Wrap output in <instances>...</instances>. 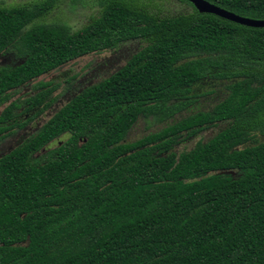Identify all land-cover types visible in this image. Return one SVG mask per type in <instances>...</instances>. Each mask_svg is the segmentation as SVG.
<instances>
[{
	"label": "trees",
	"instance_id": "1",
	"mask_svg": "<svg viewBox=\"0 0 264 264\" xmlns=\"http://www.w3.org/2000/svg\"><path fill=\"white\" fill-rule=\"evenodd\" d=\"M182 1L192 9L160 15L105 0L78 29L45 20L56 0L0 6V56L18 60L0 65V138L18 107L32 118L54 101L51 82L22 101L14 87L139 43L0 156V264H264V27ZM207 1L264 19V0ZM201 79L222 81V99L125 140L139 116L163 122L193 106Z\"/></svg>",
	"mask_w": 264,
	"mask_h": 264
},
{
	"label": "rangeland",
	"instance_id": "2",
	"mask_svg": "<svg viewBox=\"0 0 264 264\" xmlns=\"http://www.w3.org/2000/svg\"><path fill=\"white\" fill-rule=\"evenodd\" d=\"M31 0H0V6L10 7L12 5L28 2ZM139 5L145 6L151 11L160 15H171L179 12L190 11L192 7L182 0H136ZM105 0H56L54 8L45 16L46 21H60L67 24L71 29H78L86 24L92 17L99 15L102 5ZM139 43L135 40L122 43L113 50H107L100 53H90L78 57L68 63L40 75L36 79L20 86L16 89L13 97L22 101L25 97L33 95L40 91L37 86L38 82H51L56 85V90L51 94L54 101L38 116L46 118L50 111L61 105L67 99L63 96L72 95L78 88L85 87L109 75L132 51L138 49ZM5 58V60H3ZM10 59V62H8ZM18 60L10 54L0 57V65L7 63L16 64ZM193 88L198 92L199 96L193 106L184 109L180 113L175 114V117L169 118L166 121L158 122L153 117L139 116L138 120L128 131L125 140H135L148 132L156 131L162 128L166 123L173 119L179 118L197 110H206L218 102L225 93L224 83L218 79L209 80L201 79ZM36 111V110H35ZM33 111V112H35ZM32 113L24 112L23 117ZM33 125V121L31 122ZM219 127H211L199 131L193 136L186 138L176 146L177 151L187 150L193 147L198 140H205L213 135ZM23 130H20L22 132ZM65 137L56 139L50 147L55 146L56 142L63 140ZM5 140H0V146L5 147L8 143H3ZM8 141V140H7ZM5 145V146H4ZM1 148V149H2Z\"/></svg>",
	"mask_w": 264,
	"mask_h": 264
},
{
	"label": "flooded vegetation",
	"instance_id": "3",
	"mask_svg": "<svg viewBox=\"0 0 264 264\" xmlns=\"http://www.w3.org/2000/svg\"><path fill=\"white\" fill-rule=\"evenodd\" d=\"M3 60H5V58H3ZM8 62H10V59H8ZM4 65H12V64L7 63ZM19 87L20 86H16L14 88H19ZM63 97H67V95ZM14 99H16V97H13L12 95V98L10 100H14ZM21 109L22 107H18L15 111V116L12 119H9L8 122H4V124H9V125L12 124V125L10 128L6 129L3 132V135L0 138V140L2 139L5 140L3 142L4 144L8 143L6 146L4 145L5 147L3 148H2L3 145L0 146V156L9 153L14 148L22 144L26 139H28L31 135H33L41 127V125L44 124L47 120V117L42 119L39 118L38 116H40V114L32 118H28V115H26V117H22V115L20 114ZM32 121L34 126L31 125ZM20 130L23 131L20 132Z\"/></svg>",
	"mask_w": 264,
	"mask_h": 264
},
{
	"label": "water",
	"instance_id": "4",
	"mask_svg": "<svg viewBox=\"0 0 264 264\" xmlns=\"http://www.w3.org/2000/svg\"><path fill=\"white\" fill-rule=\"evenodd\" d=\"M198 12L211 13L227 20L251 27H264V19H254L237 15L229 10L221 8L207 0H187Z\"/></svg>",
	"mask_w": 264,
	"mask_h": 264
}]
</instances>
